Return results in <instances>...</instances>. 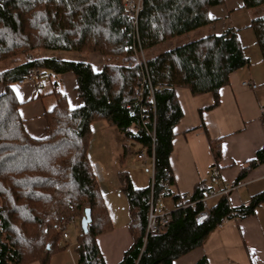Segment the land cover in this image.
I'll list each match as a JSON object with an SVG mask.
<instances>
[{
  "label": "trees",
  "instance_id": "1",
  "mask_svg": "<svg viewBox=\"0 0 264 264\" xmlns=\"http://www.w3.org/2000/svg\"><path fill=\"white\" fill-rule=\"evenodd\" d=\"M125 1L0 0V264L33 259L47 264L61 238V224L70 217L78 220L80 228L76 264H105L96 238L111 225L87 155L92 122L115 127L130 142L124 145L120 161L134 144L139 145L137 153L153 154L154 196L171 195L169 156L173 128L182 116L174 88H188L192 95L210 92L217 103L218 90L228 82L229 73L249 62L234 27L158 51L144 64L127 67L111 61L128 57L127 46L132 43L152 50L209 24L208 9L224 0H140L134 17ZM242 2L247 9L264 6V0ZM248 27L264 58V15L255 13ZM31 31L39 32L35 39ZM35 48L46 53L38 57L32 53ZM80 51L106 59L96 70L89 60L69 55ZM8 57L12 64H1ZM32 67L42 68L48 76L56 102L39 117L26 118L21 107L27 101L17 94L22 86L17 80ZM52 74L73 75L80 104H70ZM261 117L264 120V110ZM30 123L41 125L40 135L34 134ZM209 142L218 161L220 140ZM261 163L264 146L246 162L234 183ZM119 179L128 203L132 243L117 264H172L201 246L221 222L252 215L264 202V191L237 207L221 196L210 204L206 220L197 223L195 211L177 209L161 232L146 235L149 185L134 187L125 171H119ZM162 179L166 185L160 183ZM209 187L198 183L192 197H200ZM86 208L91 221L84 232L80 218ZM194 264L208 261L202 256Z\"/></svg>",
  "mask_w": 264,
  "mask_h": 264
},
{
  "label": "crops",
  "instance_id": "2",
  "mask_svg": "<svg viewBox=\"0 0 264 264\" xmlns=\"http://www.w3.org/2000/svg\"><path fill=\"white\" fill-rule=\"evenodd\" d=\"M253 9L245 8L242 0H224L208 9V17L212 21L199 28L202 36L220 34L228 27L237 29L238 40L244 47L243 52L249 62L229 73L228 82L218 90L217 103L210 92L192 95L188 88H174L182 116L173 128L172 151L169 156L173 178L169 185L170 196L192 195L198 183L209 184L216 189L231 185L232 189L226 198L231 207H237L247 204L254 194L264 191V163L250 169L241 180L234 183L246 162L264 146V120L261 117L264 110V58L248 27L256 12ZM178 39L175 38V44H169L168 48L180 43ZM192 39L189 37L187 41ZM99 67V64L98 67L94 66L96 70ZM51 76L59 82L61 90L72 105L81 103L74 91L73 75ZM245 80L256 87L243 86L242 81ZM69 82L70 92L67 91ZM51 88L47 75H43L35 83L20 86L17 94L23 102L27 101L21 107L22 116L39 117L44 111L50 110L56 102ZM29 127L34 134L40 135L42 132L40 124L30 123ZM91 128L87 155L92 165L96 163L102 171L103 181L99 183V187L111 225L110 230L98 235L96 241L104 263L117 264L132 243L128 228V203L121 190L119 171L126 172L134 187H144L149 181L150 160L147 166H142L136 155L132 154L129 159L126 154L120 161L128 140L115 127L101 120L92 122ZM209 139L220 140L218 161L214 159ZM130 161L139 170H130ZM214 164L219 168V180L216 184H211L209 173ZM124 197L125 203L121 207ZM219 197L221 196L211 199L210 204L215 203ZM116 204L117 210L110 214L111 205L116 208ZM64 246L60 238L47 264H69L71 259L72 264H76L75 252L67 251ZM202 256L206 257L208 264H264V202L256 207L252 215L221 222L208 234L201 246L172 264H194ZM24 264L42 263L39 259H33Z\"/></svg>",
  "mask_w": 264,
  "mask_h": 264
},
{
  "label": "built area",
  "instance_id": "3",
  "mask_svg": "<svg viewBox=\"0 0 264 264\" xmlns=\"http://www.w3.org/2000/svg\"><path fill=\"white\" fill-rule=\"evenodd\" d=\"M125 7L131 15L136 16L137 11L141 7L140 0H126L124 2ZM134 13V14H133ZM135 23V21H134ZM131 50V54L126 57V66L131 67L134 64H144L145 60L140 62L136 57L137 49L140 48V45L137 43L134 45L127 46ZM44 75L43 70L40 67H32L27 73L17 80L18 85H23L25 83H35ZM243 86H248L255 88L256 85L250 81H242ZM159 88H157L158 90ZM136 93L138 96L141 94V85L136 87ZM150 100L153 101V89L150 91ZM153 105V104H152ZM154 107V105L152 106ZM136 158L140 161L142 166H147L148 160H150L149 166V181L148 185L150 188V197L148 200V209H147V218L145 225V234H157L161 232L172 220L173 212L177 209L188 208L192 211H195V221L200 223L206 220L210 212V200L218 196H226L228 192L232 189V186L225 185L220 189H216L213 186H210L200 197L193 198L190 194H180L177 197L170 195H164L156 198L154 196V156L153 154L148 155L145 150H141L136 154ZM93 171L96 176V179L102 178V171L100 167L93 163ZM219 180V168L217 165H212L209 173V181L211 184H216ZM162 185H166V179L160 181ZM76 218L70 217L68 220L64 221L61 224V239L65 242L66 245H71L70 243V232L66 229L68 223L76 224ZM78 222V220H77Z\"/></svg>",
  "mask_w": 264,
  "mask_h": 264
},
{
  "label": "rangeland",
  "instance_id": "4",
  "mask_svg": "<svg viewBox=\"0 0 264 264\" xmlns=\"http://www.w3.org/2000/svg\"><path fill=\"white\" fill-rule=\"evenodd\" d=\"M246 10V9H245ZM244 10V11H245ZM254 11L256 10V12L255 13H259L260 15H264V6H262V7H260L259 9H257V8H254L253 9ZM254 13V14H255ZM134 14V13H133ZM130 15H131V13H130ZM135 15V14H134ZM134 15H132L133 17H134ZM38 31H31V35H32V39H35L34 37L35 36H37L38 35ZM194 36H196V37H194ZM202 36V33H201V29H196V30H194V31H192V32H189V34L187 33V34H184V35H182V36H179L178 38V42H180V43H183V42H186L187 40H188V38L190 37V38H193V39H195V38H199V37H201ZM192 39V40H193ZM177 40H175V39H173V40H168V41H166V42H163V43H161L160 45H158V46H156V47H154L153 49L154 50H145V49H140V48H138L137 49V51H136V53H137V55H136V57L139 59V61L140 62H142V61H144V60H146L150 55H152V54H154V53H157L158 51H160V50H163V49H166V48H168L171 44L173 45V44H175V42H176ZM170 44V45H169ZM32 53L33 54H36V55H38V57H40L43 53H46V51H43L41 48H35L33 51H32ZM70 56H72L73 58H83V59H87V60H89L91 63H92V65L93 66H95V67H98V64L99 65H102V63L105 61V57H102L101 56V54H96V53H88V52H86V51H80V52H72L71 54H69ZM19 56V55H18ZM17 56V57H18ZM10 59V60H9ZM12 59V60H11ZM15 59V58H14ZM9 60V61H8ZM111 61H116V63L118 62V63H120L121 65H125L126 64V59H116V58H113V59H111ZM12 62H13V58H11V57H8L6 60H5V63H1V64H5V65H7V64H12ZM126 66V65H125ZM42 69V68H41ZM26 84V83H25ZM68 86L69 87H67V91H69L70 92V87H71V83L69 82V84H68ZM18 88H20V87H18ZM71 104V103H70ZM128 144H130V142L128 141ZM139 147V145H137V144H134V146H132L131 148H132V152L131 153H127L128 155H129V159H131V157H132V154H134V156L137 154V149H139L138 148ZM126 155V154H125ZM137 159V158H136ZM130 163H131V161H130ZM132 165H130L131 166V169L130 168H128L127 169V171H129V169L130 170H135V172H136V170H139L138 168L139 167H137V166H135V164H133V163H131ZM122 172L124 171V170H121ZM131 172V171H130ZM103 181V178H101V179H97V182L98 183H100V182H102ZM123 200L125 201V197H124V199L122 198V202H123ZM124 203L125 202H123V204L121 203V207H122V205H124ZM115 207L116 208H114L113 207V205H111V209H109V213L111 214V213H113L114 211H116L117 210V204L115 205ZM118 224V223H117ZM69 232H70V243H71V245H66L65 244V242H64V247H65V249H67V251H71L72 253H74V247H75V244L76 243H74V241H76L75 239H76V235L79 233V231H80V228H79V225H78V222H77V220H76V224H72V223H68L67 224V228H66ZM71 253V254H72ZM72 260V259H71ZM69 261V264H72V262L73 261Z\"/></svg>",
  "mask_w": 264,
  "mask_h": 264
},
{
  "label": "water",
  "instance_id": "5",
  "mask_svg": "<svg viewBox=\"0 0 264 264\" xmlns=\"http://www.w3.org/2000/svg\"><path fill=\"white\" fill-rule=\"evenodd\" d=\"M91 221V216H90V209L86 208L84 210V213L82 217L80 218V227L81 229L86 232L87 231V225Z\"/></svg>",
  "mask_w": 264,
  "mask_h": 264
}]
</instances>
